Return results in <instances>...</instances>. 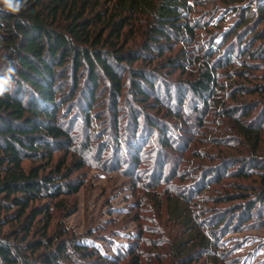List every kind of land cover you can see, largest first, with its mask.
I'll return each instance as SVG.
<instances>
[{
  "label": "trees",
  "instance_id": "1",
  "mask_svg": "<svg viewBox=\"0 0 264 264\" xmlns=\"http://www.w3.org/2000/svg\"><path fill=\"white\" fill-rule=\"evenodd\" d=\"M225 1L232 5L241 0ZM250 7L239 12L234 8L239 20L226 28L221 26L223 20L219 21L215 31L223 29L221 42L215 44L213 35L204 41L207 51L204 56L194 58L202 61L189 69L188 79L175 84L178 106H182L183 98L189 94L196 99V102L192 100L193 114L200 115L199 106L206 108L211 102L215 108L219 102L213 98L216 69L230 67L235 62L240 67L232 74L243 78L244 73L258 65L245 59L264 63V24L257 31V25L264 21V5L256 4L254 11ZM189 11L186 0H25L20 11L14 12L7 0H0V264H62L64 258L69 260L74 254L78 255V264L108 263L87 246L71 243L73 239L54 243L48 236L28 238L32 222L39 216L45 221V235L53 206L61 205L65 196L74 195L81 186L66 173L60 174V167L45 171L41 164L43 159L52 160L54 150L65 152L72 147L56 113L59 109L63 111L67 104L72 105L88 122L90 110L97 101L95 92L101 83L110 90L113 114L124 85L140 109L159 106V99L152 94L160 75L154 68H139L135 63L149 65L153 54L158 58L171 49L172 43H178L182 44L180 50L157 64L169 69L168 73L176 69L183 71L191 65V56L186 54L184 45L193 42L195 29L204 25L186 18L185 13ZM142 19H145L143 38L139 45L131 47L128 41L138 32L137 25ZM231 83L228 86L233 89L231 102L223 104L218 114L234 125L253 151L238 160V168L232 174L239 178L255 173L264 180V156L257 154L264 133V84L249 87L235 80ZM252 93L261 97L252 101L236 99L237 94ZM149 97L153 98L152 102H148ZM130 110L132 131H135L141 113L132 105ZM196 122L201 126L200 119ZM158 124L155 118L145 116L142 126L156 128L163 147L170 148L164 127ZM201 139L208 136L203 135ZM81 149L86 151V144ZM30 159L40 162L24 169L21 162ZM82 166L77 160L71 168L76 170ZM215 174L219 175V171L215 170ZM210 175L206 178H211ZM51 201L56 202L51 204ZM254 203L261 204L264 219V187L255 194ZM252 207L248 202L238 205V209L218 212L215 226L223 222L227 225L237 215L250 214ZM171 212L180 226H184L186 235L166 246L164 251L172 258L170 264H193L201 252L208 250V241L185 204L173 200ZM4 226L7 229L3 232ZM209 262L221 264L214 257H209ZM124 264L155 263L150 259L143 263L132 252Z\"/></svg>",
  "mask_w": 264,
  "mask_h": 264
},
{
  "label": "rangeland",
  "instance_id": "2",
  "mask_svg": "<svg viewBox=\"0 0 264 264\" xmlns=\"http://www.w3.org/2000/svg\"><path fill=\"white\" fill-rule=\"evenodd\" d=\"M186 3L191 8L185 13L186 18L204 25L195 29L193 42L184 45L186 54L191 56V65L186 63L188 67L183 71L176 69L168 73L169 69H162L157 64L174 56L182 46L178 43H172L171 49L158 58L153 54L149 65L135 63L139 68H154L160 75L152 94L159 99V106L140 109L124 85L117 98L116 114H113L110 90L101 83L95 92L97 101L90 110L88 122L75 106L67 104L63 111H57L58 123L69 136L72 147L65 152L54 150L52 160L46 162L43 159L41 164L45 171L60 167V174L66 173L81 186L74 195L62 199L63 208L60 203L53 206L45 235V221L39 216L32 222L28 238L48 236L54 243L73 239L71 243L87 246L107 264H124L132 252L137 253L143 263L150 259L155 264H170L172 258L164 251L166 246L186 235L184 226H180L171 212L173 200H177L178 204H185L198 230L208 241V250L201 252L193 264H211L209 257L216 258L221 264H264V219L261 204L254 203L255 194L264 187V180L255 173L239 178L232 174L238 168V160L253 151L234 125L218 114V110L231 102L233 89L228 87L231 81L249 87L264 84V63L245 59L258 65L244 73L243 78L232 74L240 67L235 62L230 63V67L216 69V95L213 98L219 101L218 106L214 108L213 102L206 108L199 106L200 115L193 114L192 100L196 102V99L189 94L183 98L182 106H178L179 93L175 86L178 81L188 79L189 69L202 61L194 58L204 56L207 51L203 47L204 41L213 35L215 44L221 42L223 29L215 31L220 20H223L221 26L226 28L238 19L235 13L248 6L254 11L256 4L264 5V0H241L232 5L225 0H186ZM141 21L137 25L138 32L128 41L131 47L139 45L143 38L145 19ZM263 24L264 21L257 25V31ZM65 91H68L66 85ZM260 97L257 93L236 95V99L247 101ZM151 99L149 97L148 102H152ZM131 105L141 113L135 131L131 125ZM145 116L155 118L158 126L164 127L170 148L163 147L156 128L144 129ZM197 119L201 120V126ZM202 134L208 139H201ZM85 144L87 150L83 152L81 148ZM257 154L264 156V133ZM77 160L83 166L73 170L72 163ZM39 162L30 159L22 161L21 165L28 169ZM207 175L211 178H206ZM248 202L253 206L250 214L237 215L231 223L215 226L218 212H229ZM71 210L74 211L69 213ZM6 229L4 226L2 231ZM78 263V255L74 254L69 260L64 258L62 264Z\"/></svg>",
  "mask_w": 264,
  "mask_h": 264
},
{
  "label": "clouds",
  "instance_id": "3",
  "mask_svg": "<svg viewBox=\"0 0 264 264\" xmlns=\"http://www.w3.org/2000/svg\"><path fill=\"white\" fill-rule=\"evenodd\" d=\"M8 2V7L14 11L18 12L20 11L22 5L24 4L25 0H7Z\"/></svg>",
  "mask_w": 264,
  "mask_h": 264
}]
</instances>
